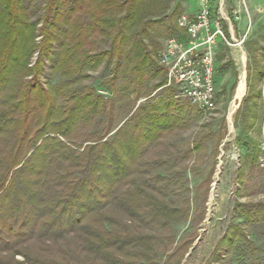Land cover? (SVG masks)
<instances>
[{
    "label": "rangeland",
    "instance_id": "374dc122",
    "mask_svg": "<svg viewBox=\"0 0 264 264\" xmlns=\"http://www.w3.org/2000/svg\"><path fill=\"white\" fill-rule=\"evenodd\" d=\"M57 1L30 3L29 21L37 22V30L44 26L59 29L50 52L59 51V43L69 42L64 32L76 31L73 21L78 20L79 25L92 21L90 9L94 6L100 21L82 50L88 55L105 53L96 67H84L70 76L54 71L52 61L44 59L40 81L45 87L60 86L65 93L93 92L104 100L101 111L62 138L66 144L81 151L96 138L110 140L137 108L160 99L174 103L170 113L175 120L146 144L123 181L122 191L130 189L139 195L137 210L133 214L122 212L119 206L108 210L118 226L125 223L132 233L149 238L143 243L142 258L126 255V259L133 264H239L233 238L243 231L258 244L264 241V222H246L235 211L237 203L264 204V167L251 155L254 150L259 153L263 138L264 48L249 60L243 104L206 112L174 97L176 88L164 86L166 70L157 62L164 42L183 36L177 22L190 0H79L77 7L70 0ZM121 35L125 38L120 39ZM256 38L264 42V29ZM35 39L39 43L41 35ZM85 54L79 59L85 60ZM36 57L37 51L30 65ZM77 77L68 83L69 78ZM238 82L237 77L232 81L230 93ZM119 200L117 197L114 205ZM24 250L38 261L54 253L36 240ZM14 258L24 260L19 254Z\"/></svg>",
    "mask_w": 264,
    "mask_h": 264
},
{
    "label": "trees",
    "instance_id": "16d2710c",
    "mask_svg": "<svg viewBox=\"0 0 264 264\" xmlns=\"http://www.w3.org/2000/svg\"><path fill=\"white\" fill-rule=\"evenodd\" d=\"M32 1L0 0V264H133L126 255L142 258L143 243L149 238L132 233L125 223L118 226L108 210L113 206L125 213L137 210L139 195L122 191L123 181L146 144L175 120L170 113L174 103L160 99L137 108L110 140L103 136L81 151L71 148L62 138L101 111L104 100L93 92L47 88L40 75L44 59L62 75L96 67L105 53L88 55L82 49L100 18L93 6L92 21L84 25L73 21L76 31L64 32L69 42L50 52L59 29L37 30V22L29 21ZM70 2L74 7L79 0ZM64 34L59 32L63 38ZM82 54L86 61L79 59ZM68 80L73 83L78 77ZM251 155L256 158L257 150ZM235 211L246 222H264L262 203H237ZM35 240L54 250L53 256L38 261L25 251ZM231 244L239 264H264V241L258 244L242 231ZM17 254L24 257L22 262L14 260Z\"/></svg>",
    "mask_w": 264,
    "mask_h": 264
},
{
    "label": "built area",
    "instance_id": "2783aa9c",
    "mask_svg": "<svg viewBox=\"0 0 264 264\" xmlns=\"http://www.w3.org/2000/svg\"><path fill=\"white\" fill-rule=\"evenodd\" d=\"M195 1L198 4L196 14L193 17L182 14L178 19L183 36L168 38L157 53V62L166 70L164 86L176 88L175 98L186 100L199 110L212 112L217 108L214 81L216 38L226 41L221 24L223 0H218L216 13L212 0ZM243 11L248 12L246 0H240L234 6V18L238 19ZM257 11L264 26V5H258ZM262 132L257 163L264 167V125Z\"/></svg>",
    "mask_w": 264,
    "mask_h": 264
},
{
    "label": "crops",
    "instance_id": "0c3cea01",
    "mask_svg": "<svg viewBox=\"0 0 264 264\" xmlns=\"http://www.w3.org/2000/svg\"><path fill=\"white\" fill-rule=\"evenodd\" d=\"M240 0H223L221 24L226 37V41L221 37L216 38L215 44V88L217 97V108L239 107L246 99L247 90L238 100L235 99L237 85L230 93V85L237 77L244 76L246 80L247 69L251 56H259L258 52L264 48V42L256 38L260 29H264L261 17L257 11L258 5H264V0H246L248 12H242L238 19L234 18L232 12L234 6ZM218 0H212L214 12L218 9ZM187 8L184 14L193 17L198 9V4L194 0L186 3ZM228 18V19H227ZM253 54H251V50ZM237 74V75H236ZM238 84V83H237ZM246 86V82H245ZM230 96V99H228Z\"/></svg>",
    "mask_w": 264,
    "mask_h": 264
},
{
    "label": "bare ground",
    "instance_id": "6f19581e",
    "mask_svg": "<svg viewBox=\"0 0 264 264\" xmlns=\"http://www.w3.org/2000/svg\"><path fill=\"white\" fill-rule=\"evenodd\" d=\"M245 79L244 76H242L237 84V89H236V95L235 99L238 100L242 97L244 91H245Z\"/></svg>",
    "mask_w": 264,
    "mask_h": 264
}]
</instances>
